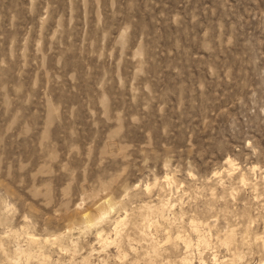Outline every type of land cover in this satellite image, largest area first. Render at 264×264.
<instances>
[{"label": "rangeland", "instance_id": "obj_1", "mask_svg": "<svg viewBox=\"0 0 264 264\" xmlns=\"http://www.w3.org/2000/svg\"><path fill=\"white\" fill-rule=\"evenodd\" d=\"M262 237L264 0H0V264H264Z\"/></svg>", "mask_w": 264, "mask_h": 264}, {"label": "bare ground", "instance_id": "obj_2", "mask_svg": "<svg viewBox=\"0 0 264 264\" xmlns=\"http://www.w3.org/2000/svg\"><path fill=\"white\" fill-rule=\"evenodd\" d=\"M243 182V181H242ZM167 206V205H166ZM111 208V207H110ZM164 208H166L165 206H164ZM112 210V209H111ZM169 210H170V208H169ZM108 212V211H107ZM109 212H110V210H109ZM109 212H108V215L110 216V214H109ZM151 212V211H150ZM158 213V212H157ZM103 214H105V213H103ZM106 217V216H105ZM145 219V218H144ZM147 219V218H146ZM124 220V219H123ZM120 222V221H119ZM150 222V221H149ZM115 223V222H114ZM120 224V223H119ZM117 232V231H116ZM14 233V232H13ZM17 234V233H16ZM15 235V234H14ZM19 235V234H18ZM17 235V236H18ZM20 235H22V233L20 234ZM24 235V234H23ZM115 235H117V234H115ZM26 239V238H25ZM30 240H32V241H34L33 239H32V237L31 238H29ZM262 239H263V241H264V238L262 237ZM184 240V239H183ZM53 243V242H52ZM27 244V243H26ZM32 244V243H31ZM187 244V243H186ZM206 244V242H204V245ZM33 245V244H32ZM41 245V244H40ZM53 245V244H52ZM1 249H2V246H1ZM1 251V250H0ZM4 251V250H3ZM16 251H17V253L19 254V255H21L24 251L23 250H21V248H17L16 249ZM29 253V252H28ZM23 255H24V253H23ZM25 257V256H24ZM32 257V256H31ZM29 258H30V256H29ZM35 258V257H34ZM186 262V261H185Z\"/></svg>", "mask_w": 264, "mask_h": 264}]
</instances>
